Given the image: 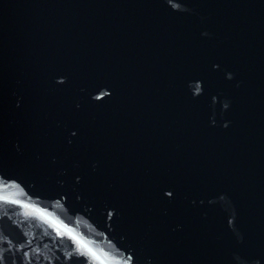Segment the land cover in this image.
I'll return each mask as SVG.
<instances>
[{
  "label": "water",
  "instance_id": "95a60500",
  "mask_svg": "<svg viewBox=\"0 0 264 264\" xmlns=\"http://www.w3.org/2000/svg\"><path fill=\"white\" fill-rule=\"evenodd\" d=\"M0 264H264V0H0Z\"/></svg>",
  "mask_w": 264,
  "mask_h": 264
}]
</instances>
